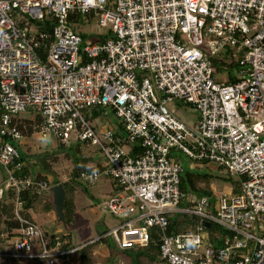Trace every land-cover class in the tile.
<instances>
[{
	"label": "built area",
	"instance_id": "built-area-1",
	"mask_svg": "<svg viewBox=\"0 0 264 264\" xmlns=\"http://www.w3.org/2000/svg\"><path fill=\"white\" fill-rule=\"evenodd\" d=\"M81 21L112 34L87 42ZM216 60L235 64L236 82ZM184 105L194 121L176 115ZM109 111L117 127L94 126ZM27 112L43 137L103 156L78 180L113 181L99 209L118 219L103 236L119 250L154 233V264H264V0H0V199L15 192L19 224L0 258L66 264L86 244L63 251L69 241L23 215L21 192L51 191L17 175ZM179 156L239 177L238 189L214 201L183 190ZM177 216L196 220L176 233Z\"/></svg>",
	"mask_w": 264,
	"mask_h": 264
},
{
	"label": "rangeland",
	"instance_id": "rangeland-1",
	"mask_svg": "<svg viewBox=\"0 0 264 264\" xmlns=\"http://www.w3.org/2000/svg\"><path fill=\"white\" fill-rule=\"evenodd\" d=\"M80 25L77 27V32L84 36V40L87 42H94L95 40L101 38L102 36H109L112 32L108 31L107 29H101L95 22L86 23L85 21H81ZM220 79H227L225 75L219 76ZM179 114H176L180 119H183L185 122H192L197 117V112L189 107L188 105H184L182 109H179ZM35 112H27L22 113L20 115L23 119H30L35 118ZM106 124H116L117 120L115 119L114 115L109 111V113L104 116L102 119H97L93 122L94 126H100ZM36 134V135H35ZM32 138H25L27 139L25 142L30 144L31 149H35L37 152H33L30 154L27 152L25 145L18 146V152L20 156H22L25 162L31 163L33 168L36 170L37 168L34 166L40 165V168H50L49 173H53L52 175L48 174L50 179L49 184L52 185L53 182H65L70 178L71 171L74 168L73 162V153L70 154L68 146H59L57 145L53 148V145H49V140L46 137H43L38 132L35 133ZM38 140V141H37ZM53 140V139H52ZM37 141V143H35ZM33 142L37 145L36 148L33 146ZM53 143L57 144L56 140ZM21 145V144H20ZM55 151L54 153H52ZM45 152H48L45 154ZM57 152V153H56ZM54 155L57 157L52 158ZM78 157H90L91 161L95 164H102L101 167L106 166V162L103 156L96 150V148H80V152L77 154ZM181 164L183 168L192 174L194 177L200 178V187L203 189L207 188L211 193L210 200L214 201L216 196L220 192H236L239 186V177L230 176L222 169L216 168L214 165H195L194 168L192 167L191 161L184 157L179 156ZM37 162V163H36ZM46 164V165H44ZM39 168V169H40ZM38 169V170H39ZM55 174V175H54ZM56 176V179H55ZM1 177V176H0ZM86 191L80 190L81 196L85 198L87 207L81 208L77 211L75 215V219L72 225L69 227H64L62 223H57L56 221L50 219L47 222H42V216L33 213V221L37 223L43 231L48 233H55L59 228H61V232L57 235L61 236L62 239L65 241H69L73 247H81L86 243L91 241H96L100 238V235L104 232H110L113 228L118 226V219L111 216L109 213L101 212L99 207L101 204L106 200L104 198L107 196L106 192L110 189L109 180L105 177H102L99 182L94 186H86ZM184 187L190 189L189 183L184 182ZM78 190V189H76ZM201 193V192H200ZM203 194V191H202ZM47 202V201H46ZM10 206L8 209H3L5 206ZM42 206H44L42 204ZM2 207V208H1ZM44 210V209H43ZM0 211L6 212L9 215L12 212L13 217V205L9 203L7 199L0 201ZM10 216V215H9ZM13 234L16 235V232ZM15 235L12 237L4 236L3 243L4 247H2L0 252H4L10 248L12 240L15 238ZM69 236V237H66ZM2 240V238L0 239ZM64 241V240H63ZM112 241V239H111ZM113 244V241H112ZM100 246V247H99ZM98 258L97 262L99 264H104L102 260V252L108 255V251L106 249H102V245H99ZM116 255L118 254L117 250L115 251ZM101 254V255H100ZM123 258L125 257L124 254H120ZM72 264H80L77 260L72 259ZM0 264H10L5 258H0ZM20 264V263H14ZM97 264V263H95ZM164 264V263H162Z\"/></svg>",
	"mask_w": 264,
	"mask_h": 264
},
{
	"label": "trees",
	"instance_id": "trees-1",
	"mask_svg": "<svg viewBox=\"0 0 264 264\" xmlns=\"http://www.w3.org/2000/svg\"><path fill=\"white\" fill-rule=\"evenodd\" d=\"M47 29V27H41L40 29ZM83 36V35H82ZM84 37V36H83ZM214 66L217 70V73H221L223 71L228 72V82L233 83L237 81V77L235 75L236 68L235 64L227 65L225 63H222L221 61H214ZM42 123V120L37 117L36 120H24L23 125H19V130L25 137H31L34 133L38 132L39 130V125ZM62 147V145H60ZM64 147V146H63ZM81 147H86V146H80V144H75V145H70L68 146V152L70 154L73 153V162H74V168L71 171L70 174V179L66 182H63L64 189L66 191V199L64 203V213H65V224L64 227H69L70 225L73 224L74 219H75V207H74V201H73V193L75 192L76 189L78 190H84L86 191V186H91L85 183H82L81 181L78 180V175L80 172L87 170V171H92V170H99L100 166H92L91 158L88 156L86 158H80L77 156V154L80 152ZM52 158H55L54 156ZM46 165V164H44ZM44 168V167H43ZM45 171L50 172V168H44ZM28 173V168H24V173H20L21 176L26 175ZM3 174V173H2ZM19 175V174H18ZM19 175V177H21ZM33 181L35 182H41V181H47L46 178L38 175L32 178ZM182 179V189L186 191H193L197 195H202L203 189L198 187V184L200 183V178L194 177L192 174L187 172L185 169L183 171V174L181 176ZM184 182H188L190 189H187L184 187ZM56 185L59 182H54ZM201 192V193H200ZM8 197L6 198L5 195L0 199L5 200L7 199L10 204L13 205L15 201V192L10 191L7 193ZM21 200L23 202V209H24V217L32 220L28 214V211H30L33 208L34 203L36 200L39 199V193L37 190H35L34 187H30L27 190L21 192L20 194ZM5 206V205H4ZM2 208V207H1ZM10 206H5L3 209H8ZM11 210V208H10ZM10 215V216H9ZM7 215L6 212L0 211V250L1 248L4 247V244L1 243L3 242V237L8 236L12 237L14 232L18 230L19 224L18 222L14 219V215L12 217V212ZM195 218H189L187 216H177L174 221L172 220L171 227L176 233H180L184 231L185 229L182 228V225L185 224L186 228H189L194 224ZM103 234L100 235V238L97 241L94 242H89L86 243V245L77 251H75L72 254H69L67 256L66 264H72L73 260H77L80 264H95L97 261L101 258H98L97 251L99 250V245H103L107 248L108 255L107 258L104 262V264H118L120 260V254L121 250L118 249L117 245L113 241L112 238L110 237H104ZM103 236V237H102ZM69 237V236H66ZM45 238L49 242H53V237L51 233H48L45 231ZM113 244H112V241ZM65 241V239H63ZM12 244V243H11ZM99 246V247H98ZM73 246L71 244H66L64 243L63 246L61 247V250H69L72 249ZM4 250V249H3ZM2 250V251H3ZM7 249L6 251H8ZM117 250L118 254L116 255L115 251ZM4 251V252H6ZM125 252L124 254L132 260L131 264H154V262L157 260L158 256V241H157V236L152 233L151 234V241L150 245L148 248L145 249H134V250H129V251H123ZM1 253V252H0ZM103 257V256H102ZM7 261L10 262V264L14 263H20V264H44V262H41L37 259L30 260V261H23V260H15V259H9L5 258ZM103 260V258H102Z\"/></svg>",
	"mask_w": 264,
	"mask_h": 264
},
{
	"label": "crops",
	"instance_id": "crops-1",
	"mask_svg": "<svg viewBox=\"0 0 264 264\" xmlns=\"http://www.w3.org/2000/svg\"><path fill=\"white\" fill-rule=\"evenodd\" d=\"M227 79H228V77H227ZM25 121L26 120H31V121H33V120H36V119H33V118H30V119H24ZM110 125H112L114 128H116L117 127V125H118V123H116V124H110ZM101 127H104V126H102L101 125ZM37 133V132H36ZM35 134V133H34ZM33 134V135H34ZM32 135V136H33ZM36 135V134H35ZM32 136H31V138H32ZM25 138H28V137H25ZM23 139L22 140V142H21V145L19 144V145H17V148H18V146H22V145H25V147H26V150H27V152H29L30 154L33 152V150H34V152H36L35 151V149L33 148V149H31V147H30V144L28 143V142H25L27 139ZM30 138V137H29ZM46 138H48V137H46ZM48 140H49V145H53V148L57 145V147H59L61 144H59L57 141V144H55V143H53V141H54V139L52 140V139H50V138H48ZM38 141V140H37ZM37 141L35 142V143H37ZM34 142H33V146L36 148V144H35ZM59 145V146H58ZM75 145V144H74ZM63 146V145H62ZM80 146H82V145H80ZM66 147V146H65ZM68 148V147H67ZM81 148H84V147H81ZM85 148H91V147H85ZM33 152V153H34ZM55 151H53L52 153H54ZM37 153V152H36ZM48 152H45V154H47ZM57 153V152H56ZM54 157H57V155H54ZM92 162V161H91ZM21 163H22V167H23V170L21 171V172H18V174L20 175V173H24V168H28V173H26V175H23V176H21V177H27V176H29V177H31V178H34L35 176H38V175H40V176H42V177H44V178H46V180L47 181H44V182H47L48 184H49V179H50V177H49V175L48 174H50V175H52L53 173H49V172H47V171H45L44 170V168L42 167V168H40V165H38V166H36L35 164H34V166L37 168L36 170L33 168V165L31 164V163H26L25 162V160H24V158L21 156ZM37 163V162H36ZM92 166H100V165H102V164H95V163H93L92 162ZM206 165H208V164H206ZM40 168V169H39ZM39 169V170H38ZM3 172L0 170V183L4 180V174H2ZM17 174V175H18ZM18 175V176H19ZM55 175V174H54ZM55 179H56V176H55ZM70 179V178H69ZM68 179V180H69ZM108 179V178H107ZM67 180V181H68ZM109 180V183H110V189H108V191L106 192V197L104 198V200L105 199H107L110 195H112L113 194V192H114V188H113V181L111 180V179H108ZM42 182V181H41ZM56 182V181H55ZM66 182V181H65ZM61 183H63V182H59L58 184H61ZM200 184H201V182L198 184V187L199 188H201V189H203L202 187H200ZM50 185V184H49ZM56 184L53 182L52 183V185H50L51 186V189L55 186ZM207 189V188H206ZM205 192V188L203 189V193ZM207 192V191H206ZM82 195V193L80 194V190H75V192L73 193V201H74V207H75V215H76V213H77V211L79 210V209H81V208H85V207H87V204H86V200H85V198H83V196H81ZM47 201V202H46ZM42 204L44 205V206H42ZM44 209V210H43ZM37 213V214H39V215H41L42 216V222L43 223H45V222H47L48 220H50V219H52V220H54V221H56L57 223H60V222H58V220H57V218H56V215H55V210H54V203H53V194H52V191H50V192H42V193H39V199L38 200H36V202L34 203V205H33V208L30 210V211H28V214H29V216H30V218L31 219H33V213ZM64 225V224H63ZM59 232H61V228H59L55 233H59ZM71 244V243H70ZM103 246V245H102ZM73 248H76V247H73ZM106 249V251H107V248L105 247V246H103L102 247V249ZM125 252H121V254H124ZM97 254H98V252H97ZM101 255V254H100ZM102 256H103V261L105 262V260H106V258H107V254L105 253V251L104 252H102ZM124 258L120 255V260H119V263L118 264H120V261H124L126 264H131L132 263V260H130V258L128 257V256H126L125 254H124ZM103 262V263H104ZM97 264H99V262H97Z\"/></svg>",
	"mask_w": 264,
	"mask_h": 264
},
{
	"label": "water",
	"instance_id": "water-1",
	"mask_svg": "<svg viewBox=\"0 0 264 264\" xmlns=\"http://www.w3.org/2000/svg\"><path fill=\"white\" fill-rule=\"evenodd\" d=\"M51 191L53 194V203L56 218L58 222L65 224L64 203L66 199V191L64 189V186L63 184H57L51 189ZM203 194L209 196V193L206 191Z\"/></svg>",
	"mask_w": 264,
	"mask_h": 264
}]
</instances>
